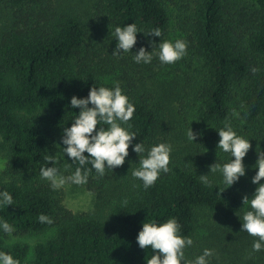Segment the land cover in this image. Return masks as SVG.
Returning <instances> with one entry per match:
<instances>
[{"label":"trees","instance_id":"obj_1","mask_svg":"<svg viewBox=\"0 0 264 264\" xmlns=\"http://www.w3.org/2000/svg\"><path fill=\"white\" fill-rule=\"evenodd\" d=\"M132 22L145 34L159 27L160 39H184L186 54L171 64L112 56L114 26ZM149 39L159 40L138 33L131 51H150ZM113 81L135 105L133 143L172 144L169 171L145 188L131 175L140 154L129 147L123 165L102 177L93 170L80 185L95 195L94 207L73 211L39 169L48 155L64 176L79 166L67 167L57 145L79 111L69 98ZM225 124L251 144L246 175L228 188L208 170L231 159L216 148ZM189 125L202 133L198 144L187 140ZM255 148L264 151V0H0V190L13 196L0 218L14 228L0 231V250L20 264H147L152 250L137 245L140 226L169 217L193 241L185 261L210 248L209 264H264V249L251 247L258 237L240 230ZM206 173L210 184L199 179Z\"/></svg>","mask_w":264,"mask_h":264},{"label":"clouds","instance_id":"obj_2","mask_svg":"<svg viewBox=\"0 0 264 264\" xmlns=\"http://www.w3.org/2000/svg\"><path fill=\"white\" fill-rule=\"evenodd\" d=\"M144 37H158V42L147 40L150 51L141 45L135 53L131 51L137 43V34ZM115 47L112 56H122L131 53L133 62L137 64H150L153 58L161 64H171L180 60L187 51V42L184 39H160L162 36L159 27L150 28L143 33L136 23L114 26L113 33ZM70 109L75 112L69 126L62 129L59 145L64 157H67L70 167L78 164L69 175L64 176L56 166L55 158L51 155L45 157L47 166H41L39 174L42 179L50 182L53 188L71 182L78 185L86 184L90 172L95 171L97 176H104L106 170H113L124 164L131 151L140 154V159L131 175L140 180L145 188L152 186L161 173L169 171V163L173 146L171 143L159 142L146 146L137 138L136 132L131 130L128 121L133 117L135 105L124 93L118 81H113L111 87L91 86L86 96L72 95L68 101ZM107 125V127H104ZM219 139L216 144L223 153L230 154L231 159L226 162H214L208 167L211 172H219L226 188L246 175V165L243 158L249 151L250 140L238 135L231 124H225L216 131ZM187 140L194 143L202 133L193 131L188 126L185 133ZM55 144V142H54ZM198 144V143H194ZM255 174L251 176L250 183L255 185L251 196H241L243 205L248 206L242 215L243 223L240 230L258 237L252 242L254 252L264 249V151L255 148ZM51 162V166H48ZM90 165V167H88ZM252 167V166H251ZM205 184H210L209 176L199 175ZM13 196L7 190H0V206H12ZM41 222L51 223L52 220L45 214H40ZM0 231L11 234L14 228L9 222L0 218ZM136 243L141 249L150 248L152 253L147 259V264H209L208 258L213 255V250L204 248L202 253L194 260L185 261L184 249L192 245L191 237L180 235V225L175 217H169L161 223L155 221L142 222L136 235ZM0 264H20L10 252L0 250Z\"/></svg>","mask_w":264,"mask_h":264},{"label":"rangeland","instance_id":"obj_3","mask_svg":"<svg viewBox=\"0 0 264 264\" xmlns=\"http://www.w3.org/2000/svg\"><path fill=\"white\" fill-rule=\"evenodd\" d=\"M4 164L5 160L0 155V172L3 170ZM61 187L64 189V204L67 208L73 211H86L94 207L95 195L90 193L86 188L69 182ZM38 238L40 237H25L22 239H24L23 241L33 243Z\"/></svg>","mask_w":264,"mask_h":264}]
</instances>
